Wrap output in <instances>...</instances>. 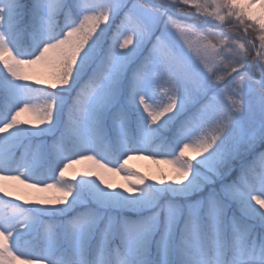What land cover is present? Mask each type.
<instances>
[{
	"label": "snow or ice",
	"instance_id": "1",
	"mask_svg": "<svg viewBox=\"0 0 264 264\" xmlns=\"http://www.w3.org/2000/svg\"><path fill=\"white\" fill-rule=\"evenodd\" d=\"M0 264H264V0H0Z\"/></svg>",
	"mask_w": 264,
	"mask_h": 264
},
{
	"label": "rangeland",
	"instance_id": "2",
	"mask_svg": "<svg viewBox=\"0 0 264 264\" xmlns=\"http://www.w3.org/2000/svg\"><path fill=\"white\" fill-rule=\"evenodd\" d=\"M130 163L138 167L141 171H146L149 169L154 170L156 167L155 165H152L150 161H145V160H133ZM161 167H164V166L162 165ZM115 180L117 183L121 182L119 177H116ZM26 191H31V190H26Z\"/></svg>",
	"mask_w": 264,
	"mask_h": 264
}]
</instances>
